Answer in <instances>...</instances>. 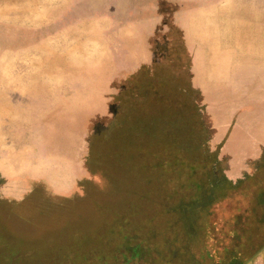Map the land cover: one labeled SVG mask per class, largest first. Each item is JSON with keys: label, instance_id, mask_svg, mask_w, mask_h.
<instances>
[{"label": "rangeland", "instance_id": "obj_1", "mask_svg": "<svg viewBox=\"0 0 264 264\" xmlns=\"http://www.w3.org/2000/svg\"><path fill=\"white\" fill-rule=\"evenodd\" d=\"M35 1L10 111L0 73V264H227V168L264 152V0Z\"/></svg>", "mask_w": 264, "mask_h": 264}, {"label": "crops", "instance_id": "obj_2", "mask_svg": "<svg viewBox=\"0 0 264 264\" xmlns=\"http://www.w3.org/2000/svg\"><path fill=\"white\" fill-rule=\"evenodd\" d=\"M20 22L22 20L14 23ZM0 23L7 27L0 28V73L4 81L9 83L4 87L5 108L9 111L10 106L15 104L11 103V97H17L20 103L19 99H23L22 91L35 89L37 72L35 62H31L32 70L29 73L26 68L20 69L19 36L14 33V28L8 27L10 22ZM14 91L17 94H14ZM248 156L242 159L240 165L232 158L231 165L227 168V178L233 188L241 185L237 190L233 189L232 193L242 195L240 228L234 233L236 240L241 242V250L233 254L234 257L227 264L235 261L239 264H264V152Z\"/></svg>", "mask_w": 264, "mask_h": 264}, {"label": "bare ground", "instance_id": "obj_3", "mask_svg": "<svg viewBox=\"0 0 264 264\" xmlns=\"http://www.w3.org/2000/svg\"><path fill=\"white\" fill-rule=\"evenodd\" d=\"M30 1L36 2L35 0ZM20 2H22V0H0V18H3L10 23L17 22L18 20L23 21V17L26 16L28 10H33L35 7H25L23 3L20 5ZM0 28L7 27L0 23ZM15 105H17V103L12 104L10 108L12 109Z\"/></svg>", "mask_w": 264, "mask_h": 264}]
</instances>
